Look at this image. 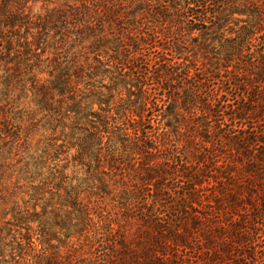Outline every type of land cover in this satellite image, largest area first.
I'll use <instances>...</instances> for the list:
<instances>
[{
    "label": "trees",
    "instance_id": "1",
    "mask_svg": "<svg viewBox=\"0 0 264 264\" xmlns=\"http://www.w3.org/2000/svg\"><path fill=\"white\" fill-rule=\"evenodd\" d=\"M0 264H264V0H0Z\"/></svg>",
    "mask_w": 264,
    "mask_h": 264
}]
</instances>
